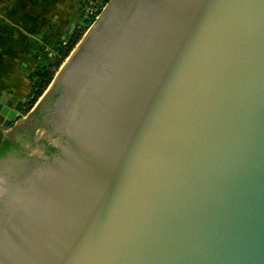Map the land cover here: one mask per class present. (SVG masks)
Segmentation results:
<instances>
[{"label":"water","instance_id":"1","mask_svg":"<svg viewBox=\"0 0 264 264\" xmlns=\"http://www.w3.org/2000/svg\"><path fill=\"white\" fill-rule=\"evenodd\" d=\"M41 100L0 264H264V0H111Z\"/></svg>","mask_w":264,"mask_h":264},{"label":"crops","instance_id":"2","mask_svg":"<svg viewBox=\"0 0 264 264\" xmlns=\"http://www.w3.org/2000/svg\"><path fill=\"white\" fill-rule=\"evenodd\" d=\"M81 3L82 0H0V98L11 94L26 102L39 56L73 33Z\"/></svg>","mask_w":264,"mask_h":264},{"label":"trees","instance_id":"3","mask_svg":"<svg viewBox=\"0 0 264 264\" xmlns=\"http://www.w3.org/2000/svg\"><path fill=\"white\" fill-rule=\"evenodd\" d=\"M110 0H103L104 3H108ZM78 26V25H77ZM73 33L66 35L65 40L67 41L66 45H63V40L56 44L53 49L56 50L57 56L53 60H49L46 57V54L41 55L39 59L38 67L36 68V75L32 76L31 79H36L32 86V91L29 95V107L31 108L36 100L42 95L46 90L48 85H50L54 79L56 70L60 69L62 64L70 56L76 45L80 42L83 37L84 29L77 27ZM34 72V73H35ZM36 77V78H35ZM12 144L9 141H4L3 146L1 147L0 153L2 154L4 150H9ZM53 150V149H52Z\"/></svg>","mask_w":264,"mask_h":264},{"label":"flooded vegetation","instance_id":"4","mask_svg":"<svg viewBox=\"0 0 264 264\" xmlns=\"http://www.w3.org/2000/svg\"><path fill=\"white\" fill-rule=\"evenodd\" d=\"M43 116H39V113H36L34 115V118L30 120V122L28 123H23L20 126H18L12 133H11V144L12 146L10 147L9 150H4L2 151L3 153L0 155H3L5 153H7V155H9L10 152L16 151L19 152L21 154H24V151H26L27 146L29 144H34L35 140H36V136L37 133L36 131V127L38 124H43L44 125V119ZM32 122V123H31ZM41 143H44L41 141ZM46 144V143H45ZM3 146V143H2ZM1 146V147H2ZM1 150V149H0ZM45 151L47 154H52V152H54L49 145H47L45 147Z\"/></svg>","mask_w":264,"mask_h":264},{"label":"rangeland","instance_id":"5","mask_svg":"<svg viewBox=\"0 0 264 264\" xmlns=\"http://www.w3.org/2000/svg\"><path fill=\"white\" fill-rule=\"evenodd\" d=\"M65 2H66V0H64ZM111 1V0H110ZM110 1L106 4V3H104L103 2V0H82V3H81V5H80V10L78 11L79 12V15H78V19H79V21H78V26L77 27H79V28H83L85 31H84V34H83V37H82V39L81 40H83V38L85 37V35L88 33V31L90 30V28L93 26V24H92V22L91 21H86L85 20V18H84V10H85V7L91 2V3H93V4H96L97 5V7H99L100 5H102V8L100 9V15L102 14V12L104 11V9H105V7H107V5H109V3H110ZM65 4H67V3H65ZM100 15H99V17H100ZM76 28V27H75ZM81 40H80V42H81ZM79 44V43H78ZM77 44V45H78ZM77 45H76V47H77ZM75 47V48H76ZM48 49H47V51H50V50H52L53 49V47H47ZM74 48V49H75ZM73 52V51H72ZM43 53H45L46 55H47V52L46 51H44V52H42L41 53V55L43 54ZM40 55V56H41ZM40 56H39V59H40ZM38 59V60H39ZM54 59V58H53ZM53 59H51V60H53ZM66 62V61H65ZM64 62V63H65ZM64 63L62 64V66L64 65ZM61 66V67H62ZM60 67V68H61ZM59 70L60 69H58V70H56V73H55V75H54V78L56 77V75H57V73L59 72ZM36 71V70H35ZM34 75H36V72L35 73H33L32 74V76H34ZM36 78V77H35ZM54 80V79H53ZM31 81H32V79H31ZM36 81V79H33V81L32 82H35ZM51 85V84H50ZM50 85H48V87L46 88V90L42 93V95L36 100V102H35V104L30 108L29 107V105H28V103H29V97H27V99H26V104H25V107H24V109L22 110V113H21V116L18 118V122H22V121H25L33 112V109L35 108V106L37 105V103H40V101H42L41 100V98H42V96L46 93V91L49 89V87H50ZM16 121V122H17ZM8 131V130H7ZM6 133H3V131H1L0 130V149H1V146H2V143H3V141H4V139L6 138Z\"/></svg>","mask_w":264,"mask_h":264},{"label":"built area","instance_id":"6","mask_svg":"<svg viewBox=\"0 0 264 264\" xmlns=\"http://www.w3.org/2000/svg\"><path fill=\"white\" fill-rule=\"evenodd\" d=\"M100 6L97 7L96 4L93 3H89L84 10V18L86 21H91L92 24L99 18V13H100ZM67 41L65 40V38L63 39V45H66ZM47 55L46 57L51 60L53 59L55 56H57V52L55 49H52L50 51H46ZM41 59V56H40Z\"/></svg>","mask_w":264,"mask_h":264}]
</instances>
